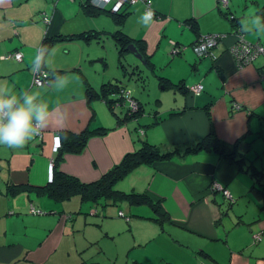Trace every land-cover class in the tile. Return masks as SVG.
<instances>
[{
  "label": "crops",
  "instance_id": "obj_1",
  "mask_svg": "<svg viewBox=\"0 0 264 264\" xmlns=\"http://www.w3.org/2000/svg\"><path fill=\"white\" fill-rule=\"evenodd\" d=\"M148 1L156 13L148 27L140 20L145 0L118 10L89 0L0 2V96L19 104L31 95L49 113L48 127L23 148L0 145V264H264V192L258 189L264 184V53L237 65L229 50L239 39L264 46V30H253L257 17L264 21V0ZM87 31L89 39L48 45L56 35ZM206 33L223 36L210 54L198 55L193 43ZM123 35L154 63L161 87L152 91L154 99L132 94L143 111L118 122L122 109L109 107L102 84L128 76L143 82L149 74L133 53L119 54ZM15 51L20 59L7 56ZM160 64H167L164 75L156 72ZM35 66L46 75L41 86L33 82ZM159 77L173 85L163 86ZM195 83L203 89L188 91ZM165 88L175 102L164 99ZM88 131L79 152L58 157L55 137ZM209 131L228 148L236 141L242 160L187 151ZM143 141L179 154L136 166L118 185L158 202L163 222L151 217L148 202L61 198L45 190L55 167L92 182Z\"/></svg>",
  "mask_w": 264,
  "mask_h": 264
},
{
  "label": "trees",
  "instance_id": "obj_2",
  "mask_svg": "<svg viewBox=\"0 0 264 264\" xmlns=\"http://www.w3.org/2000/svg\"><path fill=\"white\" fill-rule=\"evenodd\" d=\"M86 10L91 11L89 8H86ZM92 34L93 32L87 31L86 34L77 33L71 35H64V37L56 35L54 38H48V45H50L51 40H63L66 38L72 39L74 37H77L78 35L80 38L83 37V39L86 40L89 39ZM119 40V54H121L122 50H124V46L128 44L129 38L123 35L121 38H119ZM41 46L42 47L40 50L39 57H41L42 55L43 48L47 47V43L45 42V40H43ZM120 62L122 64V61ZM55 69L58 70V68ZM159 80L163 84V86L173 85V82H170L169 79H167L166 77H159ZM102 89L103 92L101 93V97L105 99L109 107H111L114 111L116 106L126 105V108L122 110V115L119 114L120 111L116 114L118 122L123 121L124 119L138 116L142 113L143 105L136 97L132 95V93L131 95L138 101V106H136L135 108H131L126 103L124 91L129 89L125 88L119 82L113 83L112 81H110L107 83H103ZM91 92L92 95H94V92ZM88 93L90 94V92ZM89 132L90 131L74 133L68 138L61 139V143L58 148V157L61 156L62 151L79 152L85 145ZM236 143L237 142L235 141L234 144H232L228 148V144L219 140L212 131H209L207 134L200 137L193 146L186 147V149L187 151H195L200 149H205L206 151H220L221 153H223V155H225V157H227L229 161L238 162L239 159L242 160V157L240 156V153L236 150ZM176 154H179V151L177 149L161 150L159 146L148 141H143L141 142V145L138 148L125 153L119 162L115 163L106 172H104L100 178L92 182H82L77 177L62 173L55 167L53 169L52 181L45 187V190L50 191L61 198H69L72 195H77L81 199H91L93 201L101 197L104 200L110 199L112 201L126 199L129 202L133 203L148 202L151 204L153 209L151 217H153L159 222H163V219L167 218V216L158 202H152L145 192H138L133 190L126 191L118 185V182L140 164L153 163L159 160L170 159ZM258 189L259 191L264 192V184L259 185ZM128 264L137 263L132 262Z\"/></svg>",
  "mask_w": 264,
  "mask_h": 264
},
{
  "label": "clouds",
  "instance_id": "obj_3",
  "mask_svg": "<svg viewBox=\"0 0 264 264\" xmlns=\"http://www.w3.org/2000/svg\"><path fill=\"white\" fill-rule=\"evenodd\" d=\"M0 2H3V0H0ZM154 15L155 13L151 9L141 15L140 20L144 27L150 26ZM256 20L259 29L253 30H264L262 18L257 17ZM241 31L247 33L249 29L242 23ZM39 58L37 56V59ZM48 115L47 106L34 104L31 95H25L23 103L19 104L15 97L4 98L0 96V145L7 146L10 149L23 148L48 127L46 123Z\"/></svg>",
  "mask_w": 264,
  "mask_h": 264
},
{
  "label": "built area",
  "instance_id": "obj_4",
  "mask_svg": "<svg viewBox=\"0 0 264 264\" xmlns=\"http://www.w3.org/2000/svg\"><path fill=\"white\" fill-rule=\"evenodd\" d=\"M138 0H89L90 4L99 8L103 7H110L112 10H118L124 5H130L135 4ZM224 2V4H227V0H221ZM145 11H148L151 9L154 13V9L151 7V3L148 0H145ZM156 16V13L154 17ZM223 35L219 33H206L201 35L196 41L193 43V48L197 52L198 55H205L210 54L213 46L216 44L219 38H222ZM233 58L235 59V62L237 65H240L242 63H247L251 61L257 54L264 52V48L261 44L257 42H250L246 41L244 39H239L237 42L233 43L229 48ZM7 56L13 57L15 59H20L22 57V53L19 51L11 52ZM46 81V75L42 70L38 69V66H35L33 71V82L41 86ZM203 89V85L201 83H195L188 86V91L192 93L199 92ZM124 97L126 103L131 107L135 108L138 106V101L131 95L130 90L124 91ZM233 108L238 109L240 108V105L237 103L233 104ZM37 127H39L37 125ZM58 136L55 137L53 147L54 149H57L60 146V139ZM51 175L52 172L50 171ZM51 178V176H50ZM213 187L220 189L224 195L228 194V191L223 185L219 182H214ZM228 196V195H227ZM40 211V209H35L34 207H31V211ZM119 214L125 216L127 219L128 216L124 214V212L119 211ZM256 238L259 237V235H255ZM198 264H205L203 262H199Z\"/></svg>",
  "mask_w": 264,
  "mask_h": 264
},
{
  "label": "rangeland",
  "instance_id": "obj_5",
  "mask_svg": "<svg viewBox=\"0 0 264 264\" xmlns=\"http://www.w3.org/2000/svg\"><path fill=\"white\" fill-rule=\"evenodd\" d=\"M161 66H167V64H165V65H159L158 66V68H161ZM157 74H159V75H164V74H166V70H164V67L163 68H161V69H158L157 71ZM153 74H152V72L151 71H149V74H148V76H146L145 74L143 75V78H144V81L143 82H140V80H141V78L139 77V76H132V77H130V76H128V77H126L125 78V80L124 81H119V83L121 84V85H123L125 88H127V89H129L131 92H132V94L135 96V94H137V93H142V92H146V96L148 95V98H149V96L150 97H153V99L155 98L154 96V94H153V92L152 91H155V90H159V88L161 87H159L158 85H157V83H158V81H157V77L155 76H152ZM167 76V75H166ZM153 81L156 83V85L154 86V87H157L156 89H153L152 88V85H153ZM142 83H144V86H142ZM150 86H149V85ZM147 85V86H146ZM137 90H136V89ZM146 88V89H145ZM146 90V91H145ZM166 92H167V94H165V96H164V99L166 100V99H168V98H170L171 99V102H175V99H174V92H173V90H171L170 88H165L164 89ZM137 95H139V94H137ZM161 98V97H160ZM160 104L161 105H164V103L162 102V98H161V101H160ZM117 108L120 110V109H122V110H124V108H126V105H121V106H117ZM116 109V108H115ZM121 110V111H122ZM52 166V165H51ZM51 171V170H50ZM51 176V179H52V177H53V174L52 175H50ZM124 182L123 183H127L128 181H129V178H126V179H124L123 180Z\"/></svg>",
  "mask_w": 264,
  "mask_h": 264
},
{
  "label": "water",
  "instance_id": "obj_6",
  "mask_svg": "<svg viewBox=\"0 0 264 264\" xmlns=\"http://www.w3.org/2000/svg\"><path fill=\"white\" fill-rule=\"evenodd\" d=\"M228 1L229 0H227V4L226 5H228ZM60 36L64 37V35H60ZM58 41H62V39L61 40H58ZM257 43H259V42H257ZM259 44H261L263 46L262 43H259ZM124 48L126 50H128L129 52L133 53L137 57V59L141 62V64L143 65V67H146V69L148 71H151V72L153 71V69H154V63L152 61H150V60L147 61V57H145L146 54L145 53H142L139 50L138 46L136 45V43L134 41L129 42ZM263 48H264V46H263Z\"/></svg>",
  "mask_w": 264,
  "mask_h": 264
}]
</instances>
